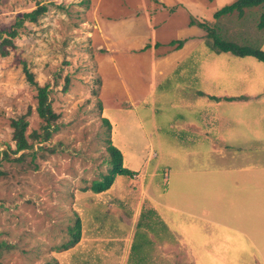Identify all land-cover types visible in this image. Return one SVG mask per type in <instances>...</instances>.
I'll use <instances>...</instances> for the list:
<instances>
[{
  "label": "rangeland",
  "instance_id": "rangeland-1",
  "mask_svg": "<svg viewBox=\"0 0 264 264\" xmlns=\"http://www.w3.org/2000/svg\"><path fill=\"white\" fill-rule=\"evenodd\" d=\"M235 1L0 0V143L15 149L11 122L30 111L33 145L10 155L24 153L17 160L0 159V242L8 246L0 264H207L195 244L211 225L200 221L196 238L197 223L182 226V214L171 212L180 235L168 234L166 185L182 166L212 163L216 149L229 155L240 138L251 148L254 132L264 134V126L256 130L264 125V104H257L264 101V63L209 46L206 27L264 50L260 7L214 16ZM41 4L46 12L24 23L3 56L2 40L17 19ZM172 40L184 41L183 49ZM27 70L49 85L58 115L46 140ZM109 140L134 176L117 175L104 192L84 191L109 173ZM78 217L80 240L59 250L73 239ZM217 236L222 244L209 253L215 264H264V246L260 252Z\"/></svg>",
  "mask_w": 264,
  "mask_h": 264
},
{
  "label": "crops",
  "instance_id": "crops-1",
  "mask_svg": "<svg viewBox=\"0 0 264 264\" xmlns=\"http://www.w3.org/2000/svg\"><path fill=\"white\" fill-rule=\"evenodd\" d=\"M167 59L162 56L159 61ZM262 102L257 104H264ZM184 104L193 106L197 102ZM258 115L263 116V113ZM182 122L183 129L190 125L188 121ZM257 125L256 130L264 126ZM254 135L251 148L246 138H240L241 141L235 143L230 141L233 144H229V155H220V149H216L211 156L212 163H199L188 166V169L182 166L172 178L169 175L167 179L166 195L170 199L167 204L168 218L165 219L166 231L172 236L180 235L179 225H174L171 212L182 214L177 219L182 226L189 225L192 228L197 223L196 238L201 229L200 221L205 222V225L210 224L211 229L207 232L205 230V238L195 244L204 253L203 257L206 255L207 264L216 263L214 255L209 253L218 252L216 248L222 244L217 234L224 237L226 244L234 242V245H238V241L243 243L246 240L253 249L257 247L260 252L264 246V134L261 130L254 132ZM192 143L189 140L186 146ZM208 209L211 213L206 212ZM172 242L173 239L165 240V247ZM228 250L225 248V251Z\"/></svg>",
  "mask_w": 264,
  "mask_h": 264
},
{
  "label": "trees",
  "instance_id": "trees-1",
  "mask_svg": "<svg viewBox=\"0 0 264 264\" xmlns=\"http://www.w3.org/2000/svg\"><path fill=\"white\" fill-rule=\"evenodd\" d=\"M250 7H260L261 14L259 17L258 27L260 29L264 28V0H236L230 5H226L222 7L219 11L215 13V17L219 18L223 15L231 14L234 11H238L242 16L246 8ZM47 6L46 5H39L32 11L25 12L21 18H18L15 24L13 25L12 29L8 33V36L2 40L1 43V53L3 56L7 55V51L4 49L5 45H12V38L16 37L19 34V29L24 26L26 21L29 22H36L38 21L39 17L46 12ZM202 27H206L205 24L200 23ZM208 30L207 36L213 39L212 43H209V46L213 49L220 52H230L236 56H253L258 61L264 63V50L261 48H255L253 46H246V45H239L235 42H227L222 40L217 34L210 28L206 27ZM177 44L179 48H181L184 44L182 40H172L170 41L169 45ZM160 44H156L155 47L159 46ZM27 79L30 83L34 84L38 88L37 94V107L36 111L39 117L45 122L44 124V135L43 140L49 139L50 136L54 131H56L57 127L53 126V123L57 120L58 115L54 112L51 102L49 100V85L40 86L34 79V75L32 72L27 70L26 72ZM67 90V88H65ZM203 95V93H200ZM215 98V97H214ZM219 100V98L217 99ZM30 111L27 113L14 118L11 122V126L13 128V136L12 139L15 142V149H11L10 143H0V146L6 145V149H0V159L4 160H17L18 158L11 157L10 155L17 154L23 150L31 149L33 147L32 143H30L28 136L26 134L27 128L29 126L28 116ZM104 121L110 125L109 120L106 118ZM111 126V125H110ZM34 138L38 136L37 133L32 135ZM108 152L110 153V159L108 160L111 164L109 169V173L103 175L101 180H94L89 188L83 189L84 191L90 189L94 193H100L108 190L115 181V178L119 174L134 176V171L128 169L123 165V155L119 148L112 144L111 140L108 141L107 146ZM12 150V151H11ZM71 235L73 239L68 240L67 242L63 243L58 247L59 250H67L73 245H75L81 238V220L78 217L76 220V224L74 227L70 229ZM6 244L4 242H0V249H2ZM8 248V246H6ZM12 246L9 245V248Z\"/></svg>",
  "mask_w": 264,
  "mask_h": 264
}]
</instances>
